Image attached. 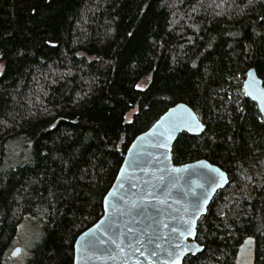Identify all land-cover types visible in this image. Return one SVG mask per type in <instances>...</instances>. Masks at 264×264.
Returning a JSON list of instances; mask_svg holds the SVG:
<instances>
[{"label": "trees", "instance_id": "trees-1", "mask_svg": "<svg viewBox=\"0 0 264 264\" xmlns=\"http://www.w3.org/2000/svg\"><path fill=\"white\" fill-rule=\"evenodd\" d=\"M0 66V264L25 219L23 264H73L127 147L180 102L205 129L174 164L229 177L183 264H235L247 236L264 264V121L242 86L251 67L264 84V0H0Z\"/></svg>", "mask_w": 264, "mask_h": 264}, {"label": "water", "instance_id": "water-1", "mask_svg": "<svg viewBox=\"0 0 264 264\" xmlns=\"http://www.w3.org/2000/svg\"><path fill=\"white\" fill-rule=\"evenodd\" d=\"M242 86L264 121V84L255 68L246 71ZM204 129L194 110L180 102L134 137L103 196L102 215L73 243V264H171L186 249L179 257L183 264L187 256L202 251L197 222L229 177L203 158L174 164L172 147L182 132L199 135ZM19 251L17 246L12 254ZM254 261L255 238L247 236L238 246L235 264Z\"/></svg>", "mask_w": 264, "mask_h": 264}, {"label": "rangeland", "instance_id": "rangeland-1", "mask_svg": "<svg viewBox=\"0 0 264 264\" xmlns=\"http://www.w3.org/2000/svg\"><path fill=\"white\" fill-rule=\"evenodd\" d=\"M1 68L2 67L0 66V69ZM147 81V79L140 81L138 83V87H144L147 84ZM132 114L133 111H130L126 114V121L131 120ZM40 235L41 230L39 224L32 223L31 219L23 220L18 227V232L14 243L8 251L6 264H23L29 255V250L39 239ZM17 246L20 247V251L17 255H13L12 250Z\"/></svg>", "mask_w": 264, "mask_h": 264}, {"label": "snow or ice", "instance_id": "snow-or-ice-1", "mask_svg": "<svg viewBox=\"0 0 264 264\" xmlns=\"http://www.w3.org/2000/svg\"><path fill=\"white\" fill-rule=\"evenodd\" d=\"M161 147H163L164 145H160ZM217 186H219V185H217ZM186 223H192L191 221H188V222H186ZM187 234L188 235H192V230H191V228H189L188 229V231H187ZM181 235H184V233H181ZM102 242V241H101ZM114 242V241H113ZM137 243H139V241H137ZM159 247V245H157V248ZM179 247V246H178ZM138 251H139V249H137ZM184 251H186V249H184V250H182L177 256H176V258L171 262V264H180V260H179V257L181 256V255H183V252ZM142 255H143V253H141ZM153 256H155L156 255V252L155 251H153L152 253H151ZM169 255H172V253H169Z\"/></svg>", "mask_w": 264, "mask_h": 264}]
</instances>
